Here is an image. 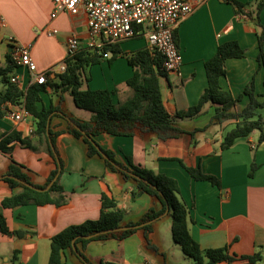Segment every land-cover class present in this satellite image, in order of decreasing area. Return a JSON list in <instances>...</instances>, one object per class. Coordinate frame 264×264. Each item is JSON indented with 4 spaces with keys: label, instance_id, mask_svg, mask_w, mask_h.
<instances>
[{
    "label": "crops",
    "instance_id": "1",
    "mask_svg": "<svg viewBox=\"0 0 264 264\" xmlns=\"http://www.w3.org/2000/svg\"><path fill=\"white\" fill-rule=\"evenodd\" d=\"M238 1L252 4L260 0ZM54 11V0H0V68L6 67V57L11 48L9 37L31 47V56L39 72L49 71L63 63L71 37L81 40L80 48L90 46L88 17L82 8L61 11L56 17L52 16ZM260 17L264 25V9ZM54 30L57 33L50 35V31ZM176 32V42L183 57L182 68L179 73L167 72L160 78L164 105L172 117L198 104L208 87L205 63L226 42H239L246 54L243 58L226 61V75L221 78L222 88L238 98L254 81L257 94H264V66L258 60L257 29L251 19L237 16L231 4L223 0H208L183 20ZM136 40L123 42V52L147 46L145 38ZM108 53L111 58L113 54ZM16 74L21 76L24 85L30 81L25 69L17 70ZM88 74L91 89L116 91V101H125L133 93L126 84L133 75V68L123 56L111 63L103 60L89 67ZM5 88L4 85L2 91ZM54 92L48 89L42 93L40 107L59 104L60 95L57 93L58 97H55ZM65 102L63 108L66 111ZM248 102V97H244L238 104L239 108H244ZM8 108L10 111L21 109L11 104ZM214 113L215 107L207 106L204 113L196 118H176V124L185 133L167 141L155 134L142 137L101 134L96 141L103 148L114 151L117 160L122 163H126V156H130L135 164L166 174L179 182L181 197L190 210L191 235L203 249L229 247L231 253L238 256H259L256 263L235 261L220 264H264V143L258 145L259 134L254 133L238 139L231 148L222 149L224 136L234 122L212 124ZM51 126L54 131H65L68 123L63 117L55 116ZM35 130L33 116L16 122L6 112L0 118V140L7 133L18 132L37 148L33 151L16 141L10 144L14 160L32 171L34 183L43 185L57 164L46 145L40 144L39 138L34 135ZM193 131H196L194 136L190 134ZM56 143L64 162L60 183L68 198V203L60 208L55 205H26L4 209L2 201L13 191L1 179L8 170L10 158L0 153V214L5 216L11 231L28 233L25 238L0 234V264H49L51 239L68 226L98 219L103 193L114 197L119 207L125 210L124 224L138 222L151 208L162 209V204L147 194L133 200L134 184L109 169L99 156L89 157L86 145L73 135L63 132ZM253 145L256 147L253 148ZM180 161L188 167H200L204 173L219 178L222 188L208 181L193 179ZM253 164L257 165V169L250 176ZM164 218H169V223L166 221L163 225ZM153 226L150 239L160 251L155 253L156 257L149 252L142 230L124 241L90 242L85 254L93 264H100L101 261L181 264L174 253L169 256L173 248L181 250L172 238L171 216L166 213ZM160 228L164 230L161 232L164 239L162 244H156ZM168 240L174 245L164 250L162 247H166ZM15 253L17 260H14ZM64 261L65 264H83L70 250H66Z\"/></svg>",
    "mask_w": 264,
    "mask_h": 264
},
{
    "label": "trees",
    "instance_id": "2",
    "mask_svg": "<svg viewBox=\"0 0 264 264\" xmlns=\"http://www.w3.org/2000/svg\"><path fill=\"white\" fill-rule=\"evenodd\" d=\"M231 4L235 14L239 17L251 19L257 29L259 42L258 60L264 66V25L261 21V11L264 0L256 3H242L238 0H223ZM144 33L135 35L132 39H143ZM130 39V40H132ZM177 41V32H175ZM123 43V42H122ZM122 43H112L99 50L97 48H79L74 55L67 54L63 61L67 69L56 78L49 77L46 84H32L26 91L11 81L19 70L9 52L6 67L0 68V76L6 86L0 92V118L9 112L8 104L17 109L25 107L36 122L34 135L40 144H45L48 153L57 164L47 181L43 185L33 182L32 171L24 164L18 163L12 156L14 141L20 142L24 148L36 151L37 148L29 139H23L18 132L7 133L0 140V153L8 155L10 164L4 176L13 194L2 201L4 209H16L26 205L46 206L55 205L57 208L68 203L65 191L60 183L64 162L60 156L56 139L63 132H68L81 140L87 147L89 157L99 156L112 171L119 173L127 182L134 184L132 199L147 194L162 204V209L149 211L136 223L124 224L125 210L119 207L118 201L103 193L101 196V214L98 219L87 220L81 224L71 225L51 239V254L49 264H65L66 250L72 251L83 264H93L85 254L90 242L117 239L124 241L139 230L143 231L147 247L156 254L159 248L152 243L150 236L154 232V222L166 213L172 217V238L183 254L192 260L193 264H220L235 261L256 263L258 255L238 256L232 254L229 247L203 249L191 235L190 210L181 197L179 182L166 174L157 173L152 169L134 163L132 157L126 156V163L117 160L116 153L105 149L96 141L101 134L114 136H144L155 134L159 139L178 138L185 133L176 124V118H196L203 114L207 106H214L215 113L211 118L212 124L223 125L232 121L234 126L225 134L221 147L231 148L238 139L259 134L258 145L264 143V94H257L255 82H251L244 93L235 98L230 91L221 86V78L226 75V61L232 58H243L246 50L239 42L230 41L221 44L217 53L205 63L208 87L202 93L197 105L189 110L172 117L163 101L160 78L166 76L164 57L144 46L132 52H123ZM111 52V58L104 57ZM119 56L127 59L133 68V75L126 84L133 93L125 101H116V91L93 90L89 87L90 76L88 68L108 60L110 63ZM48 89L60 95L58 105L51 104L49 108L40 107L43 103L42 93ZM70 92L75 105L82 110L92 112L91 120H82L69 116L64 108V94ZM244 97H248V104L240 109L238 104ZM55 116L63 117L68 127L65 131H54L52 121ZM198 131V130H196ZM196 131L190 132L194 136ZM189 175L197 181H208L218 188H222L219 178L204 173L200 167H188L183 164ZM257 165L253 164L250 176H253ZM56 179V180H55ZM55 180V181H54ZM53 182L51 187L47 189ZM19 190V191H17ZM0 234L25 238L27 231H11L5 216L0 214ZM89 237V238H87ZM75 241V245L73 242ZM17 260V253L14 255ZM100 264H127L125 262L101 261Z\"/></svg>",
    "mask_w": 264,
    "mask_h": 264
},
{
    "label": "built area",
    "instance_id": "3",
    "mask_svg": "<svg viewBox=\"0 0 264 264\" xmlns=\"http://www.w3.org/2000/svg\"><path fill=\"white\" fill-rule=\"evenodd\" d=\"M208 0H54L53 17L61 11H74L82 8L88 17L89 47L104 49L108 44L122 43L135 35L144 33L147 46L153 52L164 57L167 72L179 73L183 65V57L175 39L179 25ZM57 31H50V35ZM12 59L19 69H25L30 75V81L24 85L20 75L12 76L11 81L26 91L32 84H46L49 77L55 78L66 71L63 62L57 67L39 72L31 56V47L17 42L9 37ZM81 40L71 37L67 42L69 55H74L81 47ZM104 57H109L105 53ZM10 117L21 122L32 117L31 113L22 107L18 111H9ZM256 145H253V148Z\"/></svg>",
    "mask_w": 264,
    "mask_h": 264
},
{
    "label": "rangeland",
    "instance_id": "4",
    "mask_svg": "<svg viewBox=\"0 0 264 264\" xmlns=\"http://www.w3.org/2000/svg\"><path fill=\"white\" fill-rule=\"evenodd\" d=\"M136 41H140V40H136ZM4 86V83H3V79L2 77L0 76V92L2 91V88ZM53 96L55 97H58L57 96V93L54 92ZM64 97H65V104H64V107L66 109V113L70 116V114H72L71 116H75V118H78V119H82V120H91L93 118V113L92 112H89V111H86V110H82V109H79L75 103H74V100H73V97L71 95L70 92H66L64 94ZM264 113V110L262 111ZM13 153V152H12ZM168 219V220H167ZM172 219V217H171ZM163 222V225H165L166 221H168L169 223V218H164V220H162ZM164 230L160 228V231H159V234H157V237L155 238V243L156 244H162V240L164 239L163 238V235L161 234V232H163ZM168 231H169V226H168ZM168 237L169 234H168ZM169 239V238H168ZM174 241V240H173ZM174 244H171V242H169L168 240V244H166V249L164 247H162L164 250H167V248H171L173 247ZM169 246V247H168ZM175 247V246H174ZM148 249V248H146ZM149 250V249H148ZM181 250L179 248H173V250L171 251V253L169 254V256H171L172 253L175 254L176 258L178 259V261L181 263V264H192V260L184 257L182 251L180 252ZM149 252L156 257V254L149 250Z\"/></svg>",
    "mask_w": 264,
    "mask_h": 264
},
{
    "label": "water",
    "instance_id": "5",
    "mask_svg": "<svg viewBox=\"0 0 264 264\" xmlns=\"http://www.w3.org/2000/svg\"><path fill=\"white\" fill-rule=\"evenodd\" d=\"M11 50H12V49L10 48V52H11ZM55 180H56V179H55ZM55 180H54V181H55ZM52 184H53V182L50 184V186H49L47 189H49V188L51 187ZM87 238H89V237H87ZM73 245H75V241L73 242Z\"/></svg>",
    "mask_w": 264,
    "mask_h": 264
}]
</instances>
